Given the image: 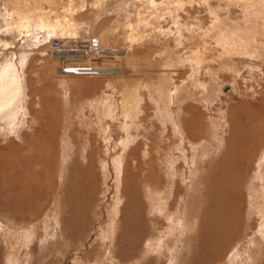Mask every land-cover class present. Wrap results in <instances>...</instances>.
<instances>
[{"label": "rangeland", "instance_id": "obj_1", "mask_svg": "<svg viewBox=\"0 0 264 264\" xmlns=\"http://www.w3.org/2000/svg\"><path fill=\"white\" fill-rule=\"evenodd\" d=\"M22 1L0 0L22 78L0 99V264H264V0H87L37 44L3 31ZM92 37L77 65L51 51Z\"/></svg>", "mask_w": 264, "mask_h": 264}, {"label": "bare ground", "instance_id": "obj_2", "mask_svg": "<svg viewBox=\"0 0 264 264\" xmlns=\"http://www.w3.org/2000/svg\"><path fill=\"white\" fill-rule=\"evenodd\" d=\"M28 1H30L31 4H29ZM28 1L27 0L24 1V2L22 1L23 4H22V2L21 3L19 2V5L18 6L16 5L17 7L11 13L8 14L9 16L7 15V18L5 19L4 24L2 23L3 24V27H4L3 28V31H5V30L8 31V32L9 31L10 32L12 31V33L14 31V34L16 35L15 37H21L22 33H27L28 36H32L31 39H32L33 43H36V44L41 41V38H42V40H45V39H49L51 36H54V35L61 36V37L62 36H69L70 37V36L75 35L76 34V31H77V23H78V21H76V19H75V16H76V14L79 11H81V10H83L85 8L86 3H87V0H67V2H64V3L62 1H60V3H55L54 0H48V1L51 2V4L53 3L54 5L52 4V6L50 5L51 7H46L47 8L46 9V8H43L44 6L43 7L40 6L41 0H28ZM97 1L98 0H96V2ZM100 1H102V0H99L98 2H100ZM44 3H47V2H44ZM14 6H13V8H14ZM45 6H47V5H45ZM48 6H49V4H48ZM4 10H6V8ZM8 12L9 11H7V13ZM15 25H16V27H14ZM0 43H1V41H0ZM4 43L6 44L7 42L4 41ZM99 43H100V41H99ZM7 44H9V43H7ZM26 51L27 50H25V52L23 53V56L27 53ZM2 58H3V56H2ZM3 60L4 59L0 60V61H2V62H0V99L3 97V94L4 95L6 94L4 96V98H2V99H5L7 101L12 100L11 102H13L17 97L13 100V97H11V96H13V95H15V93H17L16 90L18 88H20L22 78H21L19 69H17L19 67H16L13 64V62H14L13 60H15L14 57H13L12 60H10V63H8V64H6V63L5 64H2L3 63ZM5 60H7V58ZM17 60H19V59H17ZM5 86L6 87L8 86V88H7L8 90H9V87H11L10 88L11 89L10 92L11 91H13V92L15 91V93L13 95H11V96L9 95V93H4ZM6 92H7V90H6ZM10 94H12V92ZM18 95H20V94H18ZM65 97H66V95H65ZM19 98H20V96H19ZM11 102L9 104H11ZM18 102H19V100H18ZM24 102H25V99H24ZM20 103H21V100H20ZM13 105H15V104H13ZM19 105H22V104H18V106ZM107 105L109 106V105H111V103L110 104H107ZM23 106H24V104H23ZM8 107L10 108L9 105H8ZM1 108L3 109V105L0 106V110H1ZM21 111L12 113V117L10 118V120H12V121H11V124L10 125H12L13 127L17 123H19L20 119H22V116L23 115H22V112ZM121 111H123V110H121ZM23 114L25 116V113H23ZM12 126H10V127H12ZM178 131H179V129H178ZM248 135H249V132L246 130V131H244V135L241 133L239 135V137L240 138H244V137H247ZM257 135L258 134H256V136ZM253 141H255V140H253ZM225 155H227V157L228 156L229 157L231 156L230 159H233L236 156H238V157H244V156H246L248 154L245 151L239 152L238 150L237 151L234 150V151H230L228 153H225ZM233 173H235V172H233ZM233 173L231 174V177L233 178V176H234V178H235V175ZM234 178H233V181L235 180ZM232 185H234V184H232ZM224 186H225V184H224ZM231 191L233 192V190H231ZM229 196L230 195L228 193V198H229ZM233 209H235V208H233ZM233 217H234V215H233Z\"/></svg>", "mask_w": 264, "mask_h": 264}, {"label": "built area", "instance_id": "obj_3", "mask_svg": "<svg viewBox=\"0 0 264 264\" xmlns=\"http://www.w3.org/2000/svg\"><path fill=\"white\" fill-rule=\"evenodd\" d=\"M72 44H67L65 41L55 38L51 41L50 47L54 54H62L75 59L76 65L81 62V59H89L96 57L101 51V46L98 38L92 37L89 39H78L72 41Z\"/></svg>", "mask_w": 264, "mask_h": 264}, {"label": "water", "instance_id": "obj_4", "mask_svg": "<svg viewBox=\"0 0 264 264\" xmlns=\"http://www.w3.org/2000/svg\"><path fill=\"white\" fill-rule=\"evenodd\" d=\"M228 88V86L227 87H225L224 89H227Z\"/></svg>", "mask_w": 264, "mask_h": 264}, {"label": "crops", "instance_id": "obj_5", "mask_svg": "<svg viewBox=\"0 0 264 264\" xmlns=\"http://www.w3.org/2000/svg\"><path fill=\"white\" fill-rule=\"evenodd\" d=\"M98 1H99V0H98ZM98 1H97V2H98ZM95 2H96V0H95Z\"/></svg>", "mask_w": 264, "mask_h": 264}]
</instances>
